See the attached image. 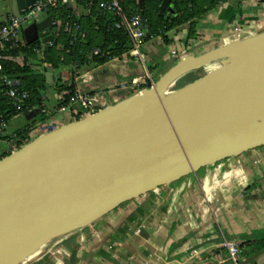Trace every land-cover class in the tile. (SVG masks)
<instances>
[{"label": "water", "instance_id": "1", "mask_svg": "<svg viewBox=\"0 0 264 264\" xmlns=\"http://www.w3.org/2000/svg\"><path fill=\"white\" fill-rule=\"evenodd\" d=\"M35 2L0 0V11L22 15ZM144 3L139 0L143 18ZM159 12L176 16L171 0H163ZM55 25L46 14L39 23L28 22L26 42L58 44L51 31ZM217 61L227 63L177 88L182 77ZM121 62L104 67L111 70ZM45 76L56 85V73ZM263 144L264 30L187 55L154 86L49 130L3 157L0 247L84 229L153 186Z\"/></svg>", "mask_w": 264, "mask_h": 264}, {"label": "crops", "instance_id": "2", "mask_svg": "<svg viewBox=\"0 0 264 264\" xmlns=\"http://www.w3.org/2000/svg\"><path fill=\"white\" fill-rule=\"evenodd\" d=\"M78 9L82 11V7ZM7 15L9 13L0 11V17ZM263 19L264 5L256 0H228L198 19L194 38L187 40V24L167 33L171 34L169 44L162 39L157 41L170 48L169 56L173 61L181 60L187 55H199L233 40L259 33L263 29L256 22ZM238 23L249 29L236 38L229 30ZM218 35V45L208 42L211 37ZM150 41L147 45L157 42ZM172 50L176 51L175 56L171 55ZM14 61L20 64L25 62L21 56H17ZM174 64L160 70L158 74V66H152L155 80ZM44 66L45 72H61L64 79L70 77L68 68L57 71ZM205 71H208L207 68ZM90 72L92 81L81 83V87L88 93L105 95L108 105L110 97L116 103L147 86L144 84L139 89L121 88L122 84L135 76L134 69L123 62L111 70L101 67L90 69ZM118 72L122 73L119 81L113 79ZM99 74L105 77L99 78ZM56 81L59 83L60 79ZM118 89L124 91V95ZM38 116L37 113L35 116L31 113L18 115L7 125L12 127L14 134L34 121L37 123ZM71 121H74V117L65 114L58 119L57 127ZM44 133L42 131L39 135ZM6 151L8 147L0 148V156ZM199 179H202V184ZM203 185L209 191L208 197L202 191ZM93 224L98 231L96 237L85 244L80 264H233L227 259L222 241H218L221 237L242 246L239 264H264V248L259 249L255 245L264 238V144L223 157L193 172L153 186Z\"/></svg>", "mask_w": 264, "mask_h": 264}, {"label": "built area", "instance_id": "3", "mask_svg": "<svg viewBox=\"0 0 264 264\" xmlns=\"http://www.w3.org/2000/svg\"><path fill=\"white\" fill-rule=\"evenodd\" d=\"M256 1L259 4L264 5V0ZM127 2L128 0H100L97 4V14L99 16L111 15L113 17L114 21L112 28L127 36L130 48L121 56L111 57L103 65L89 67L85 64L84 68L79 69L75 76L70 74L68 79H64L61 72H58V79H60V83L64 86V89L60 91L55 90L56 103L53 106L49 107L47 105L46 100L48 96L46 94V100L43 106L38 109L30 110L29 114L39 110V115H43L44 119L36 123V126L32 128L33 132H30L29 137L34 138V136L39 135L42 131L47 132L56 128L58 119L62 118L65 114H70L74 117V120H76L77 118H83L94 114L108 105V100L105 95L91 94L84 91L81 87V83L87 84L92 81L93 75L90 72V69L94 70L115 61L131 58L143 67L144 74L140 76H132L128 83L122 84L120 87L124 89H139L144 84L149 87L155 85L156 80L154 74L148 67L149 54L146 50L147 42L155 38V36H152L149 32L145 12L144 19L140 8L128 7ZM83 3H87V5H83ZM94 4L95 0H36L34 6L24 10L22 15H14L10 13L5 17H0V92H5V94H7L12 104L21 112L19 115H24L23 107L30 99V92L21 89L22 83L20 79L10 78L4 73V61L8 58L14 60L17 57H8L4 53L7 50L12 49L18 51L19 47H28V52L21 53L18 56H21L25 60L28 59L30 53H39L42 60L45 49L55 43L53 41L42 42L36 40L33 43L28 44L26 42L24 31L27 28V23L30 19L40 13H44L46 16H52L49 13L57 12L61 6L70 8L73 15L80 17L82 15L90 14ZM171 5L175 10L174 0H171ZM78 7H82V11H80ZM52 18L56 24L51 29L55 38L58 39V36L62 31L74 36L75 31L70 22L64 23L60 18H54L53 16ZM256 23L257 25L262 26L264 30V19L257 21ZM244 27V24L238 23L230 28L229 33L236 38H239L248 28L245 27V29ZM77 29H79V26ZM156 38L163 40L162 36ZM33 44L35 45L31 47ZM92 53H100V49H93ZM171 53L172 56L176 55L175 50H172ZM39 124L40 126L38 127ZM5 127L6 124L1 123L0 140H3V143L7 145L8 150L14 151L16 150L13 143L14 140L5 134ZM221 245L226 249L227 259L233 264H239L241 245L227 239H224L221 242Z\"/></svg>", "mask_w": 264, "mask_h": 264}, {"label": "trees", "instance_id": "4", "mask_svg": "<svg viewBox=\"0 0 264 264\" xmlns=\"http://www.w3.org/2000/svg\"><path fill=\"white\" fill-rule=\"evenodd\" d=\"M162 1L145 0L144 12L150 34L155 37L162 36L163 40L169 42L167 33L174 28L187 24V40L194 38L196 36L198 19L218 4L228 0H174L176 12V16L174 17L160 14L159 7ZM99 2L100 0H95L91 13L80 17L73 15L72 10L66 6H61L57 12L49 13L54 18H60L64 23L70 22L75 34L72 36L62 31L58 36V44L45 49L44 57L41 61L43 65L48 66V70L59 71L65 67L69 69L70 74L75 76L79 69L84 68L85 64L89 67L103 65L111 57L121 56L130 48L127 36L112 28L113 17L111 15L99 16L97 14V4ZM83 5H87V3H83ZM127 6L138 8L139 0H128ZM78 26L79 29H77ZM34 45H31V47ZM93 49H100V53H92ZM25 52H28V47H19L18 51L15 49L7 50L4 54L8 57H14ZM3 64L4 73L10 78L20 79L22 83L21 89L30 92V99L23 107L24 115L29 114L31 109H38L43 106L46 100L47 89L54 88L57 91L64 89V86L60 82L55 86L49 85L45 71L41 73L36 72L34 64L28 62V59H25V62L20 64L8 58ZM149 69L152 70L153 67H149ZM192 75H189V78L195 80L196 77ZM177 88L180 89L182 86L178 84ZM20 113L12 104L7 94L0 92V125L1 123L7 125L8 121ZM38 118V121L44 119L43 115H39ZM78 119L80 118L76 120ZM35 124L36 121L9 136L13 138L16 150L34 139L29 138V134ZM11 152L8 150L3 153L0 156V160ZM255 245L259 249H263L264 238L256 242Z\"/></svg>", "mask_w": 264, "mask_h": 264}, {"label": "rangeland", "instance_id": "5", "mask_svg": "<svg viewBox=\"0 0 264 264\" xmlns=\"http://www.w3.org/2000/svg\"><path fill=\"white\" fill-rule=\"evenodd\" d=\"M42 14L40 13L36 16H34L32 19H30L29 24L32 22H37L39 23L41 21ZM261 29V28H260ZM263 29V28H262ZM173 30V29H172ZM171 31V30H170ZM169 31V32H170ZM171 34H167L168 40ZM159 38H153L151 39V43H154L157 41ZM220 41L219 35L218 36H213L211 37V40L208 41L209 43H213L214 45H218V42ZM164 43L169 44V42H166L164 40ZM156 47V49H154ZM150 59L148 60V67H152L157 65L159 70L157 74L159 73L160 70H164L167 67H169L173 63H177L179 59L172 60L171 57L169 56L170 48L163 43H160V41H157L155 44H149L147 45L146 48ZM192 51H189L191 53ZM172 55V53H171ZM28 62H31L34 64V69L36 72L41 73L45 71V66L42 64L41 57L39 53H32L28 57ZM122 62L126 65H128L131 69H134L133 75L135 76H140L144 74V69L141 65H139L134 59L131 58H126L123 59ZM227 62L225 61H217L211 66L214 68L213 71H210L209 66L207 68L208 71H205V69H201L194 73L192 76L196 77L195 80H192L189 78V76H184L182 77L179 81L178 84L181 85L182 87H185L191 83H193L196 80H201L205 76H207L210 73L214 74L216 71H218L220 68H222ZM223 64V65H222ZM219 66V67H218ZM222 66V67H221ZM152 72V70L150 69ZM214 72V73H213ZM156 74V79L157 75ZM99 78H104L105 75L99 74ZM113 79L116 80H121L122 79V73L118 72ZM119 93L124 95V91L121 89H118ZM131 91V90H129ZM138 91V90H137ZM135 91V92H137ZM47 94V100L46 103L47 105L53 106L56 103V91L54 88H49L46 90ZM110 95V94H107ZM113 96V93L111 94ZM110 97V96H109ZM109 103L112 104L114 103L113 97H110ZM52 120V119H50ZM40 124L38 125V127ZM12 127L10 125L6 126V131L5 133L7 135H12ZM261 146V145H260ZM7 145L3 144V142L0 141V148H6ZM249 150V148L242 150L246 151ZM215 161L208 162L206 164H212ZM200 183L202 184V179H199ZM202 191L206 193L207 197L209 196V191L207 190L206 186L203 185ZM127 201H125L123 204H125ZM98 229L95 227V224L90 225L87 229H81V230H75V231H66L62 232L59 234H55L53 239H50L48 249L45 253V255L38 261L32 263V264H80L81 261V254L82 251L84 250L85 244L92 240L93 238L96 237ZM58 238V239H57ZM57 239V240H56ZM48 253V254H47ZM47 254V255H46Z\"/></svg>", "mask_w": 264, "mask_h": 264}, {"label": "bare ground", "instance_id": "6", "mask_svg": "<svg viewBox=\"0 0 264 264\" xmlns=\"http://www.w3.org/2000/svg\"><path fill=\"white\" fill-rule=\"evenodd\" d=\"M209 69L210 71H213L214 68L211 66ZM209 74L211 73L209 72ZM62 232V230L53 231L31 239L27 242L18 243L11 246H1L0 264H32L40 260L48 249L50 239H53L55 234H62Z\"/></svg>", "mask_w": 264, "mask_h": 264}, {"label": "flooded vegetation", "instance_id": "7", "mask_svg": "<svg viewBox=\"0 0 264 264\" xmlns=\"http://www.w3.org/2000/svg\"><path fill=\"white\" fill-rule=\"evenodd\" d=\"M5 12H7V13H9V14H10V12H9V11H5Z\"/></svg>", "mask_w": 264, "mask_h": 264}]
</instances>
